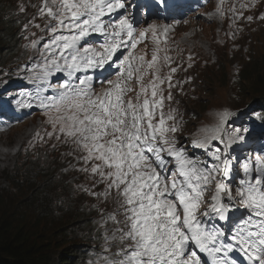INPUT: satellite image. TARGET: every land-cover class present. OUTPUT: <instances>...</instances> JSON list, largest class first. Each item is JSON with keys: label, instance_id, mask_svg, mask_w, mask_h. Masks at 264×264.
I'll return each instance as SVG.
<instances>
[{"label": "snow or ice", "instance_id": "1", "mask_svg": "<svg viewBox=\"0 0 264 264\" xmlns=\"http://www.w3.org/2000/svg\"><path fill=\"white\" fill-rule=\"evenodd\" d=\"M158 2L169 8L167 0ZM128 6V0H42L24 26L42 33L28 45L40 54L30 77L35 92L14 103L39 107L51 131H37L29 145L66 146L61 155L83 165L70 162L69 169L92 181L80 189L105 205L97 207L101 244L94 264H264V154H231L249 129L227 131L235 115L228 110L198 129L191 147L200 154L181 143L176 109L166 105L177 68L166 52L163 62L158 55L165 51L158 37L170 26L138 31ZM149 33L157 47L145 59L133 50ZM53 77L62 82L54 85ZM49 89L53 94L45 95Z\"/></svg>", "mask_w": 264, "mask_h": 264}, {"label": "rangeland", "instance_id": "2", "mask_svg": "<svg viewBox=\"0 0 264 264\" xmlns=\"http://www.w3.org/2000/svg\"><path fill=\"white\" fill-rule=\"evenodd\" d=\"M39 5V2L34 4L36 15ZM251 6L252 10L246 4H238L236 0H223V3H221V0H211L209 4L203 6L205 9L197 11L194 16L188 19H184V16L173 10L168 13V17L165 19L154 16L150 17L149 19L152 20L145 25L140 23L135 25L138 31L152 23L170 26L166 36L158 37L161 41L159 47L165 50L158 55L163 58L166 52L172 58L170 66L177 68V72L172 77V83L175 85L171 89L172 100L170 102L166 101V105L176 109V118L181 124V130L176 135L183 145L199 135L198 129L215 124L219 112L228 110L233 113H244L247 110L246 107H252L254 111H263L264 100L260 94L258 97H254L247 90L246 83L242 81L244 77H250L264 66V39L259 38L260 30H264V19L260 18L264 16V0H251ZM248 17L252 19L249 20ZM37 19L39 18L37 17ZM219 20L226 25L228 33L227 37L222 39L224 46L222 54L214 62H210L209 58L201 51L210 46L211 40L207 37L213 30L212 21ZM192 24L198 25L203 34H199L200 36L190 42L194 43L201 51L197 48L188 49L185 47L187 41L183 37H185ZM41 25L43 26V24ZM31 33H35V35H31ZM41 35L40 30L33 27L29 31V43ZM47 39L48 37L45 36L41 40V47ZM147 40L148 42L145 39L143 46L136 47L133 51L138 55L146 53L145 59H151L152 51L157 46L153 43L151 33L148 34ZM23 50L28 60L33 62L39 60L40 54L35 49L28 46ZM126 51L124 50L125 54ZM220 51L221 48L217 49L216 55H219ZM188 52L194 57L191 67L183 59V55ZM213 52L210 50L208 53ZM213 65L223 70L222 73H220V70L216 71L218 74L220 73L221 82L219 83L204 80L200 76L201 71ZM8 68L12 72V65ZM14 68L16 72H23L24 77L32 75V69L25 68L24 65H15ZM168 71L167 66L162 67L163 75H166ZM148 79L150 77H146L145 81ZM133 87H136V85L133 84ZM162 87L165 96H167L169 91L167 83ZM250 112V110L247 111V114ZM233 117L225 125L226 130L229 132L238 127L232 124ZM45 121L46 117L43 113L34 114L17 126H13L11 123V129L0 133V185L3 184L4 179L12 177L15 161L25 160L21 154L27 155L34 150L44 148L51 150L50 145L55 141H49L47 144L37 141L34 145H29V141L33 139L37 131L41 133L44 130L51 131V127ZM240 127L243 128V125ZM243 134L245 133L241 132V135ZM64 147L66 146L51 151L58 152ZM232 155L236 156L237 154L233 152Z\"/></svg>", "mask_w": 264, "mask_h": 264}, {"label": "trees", "instance_id": "3", "mask_svg": "<svg viewBox=\"0 0 264 264\" xmlns=\"http://www.w3.org/2000/svg\"><path fill=\"white\" fill-rule=\"evenodd\" d=\"M26 4L24 0L13 7L12 0H0V66L13 55L19 28L15 16ZM253 76L258 85L264 84V70ZM259 94L264 100V87ZM13 165L12 177L0 185V264H89L101 244L94 224L100 215L97 207H105L80 189L91 188L92 181L63 166L54 154Z\"/></svg>", "mask_w": 264, "mask_h": 264}, {"label": "bare ground", "instance_id": "4", "mask_svg": "<svg viewBox=\"0 0 264 264\" xmlns=\"http://www.w3.org/2000/svg\"><path fill=\"white\" fill-rule=\"evenodd\" d=\"M199 1H200V3H202L201 0H199ZM187 3H188V0L185 1V5H183V6H172L171 3H169V7H184V6H186ZM197 5H199V3H194L193 6H188V7L195 8V7H197ZM168 12H171V11L169 10ZM224 30H225V26H223V24H220L217 31H215V34L214 35L210 34V36H209V38L211 40L210 46L208 48H206V50L202 51L204 54H206L209 57L210 61H212L213 58L216 56V50L221 48V45H217V46L213 45V42L217 41V37L215 35L218 34V35L222 36L223 35L222 31H224ZM199 34H203V33L199 30L198 25L193 24L190 26L189 30L186 32L185 38L187 40L191 41V40L196 39L198 36H200ZM223 48H224V46H223ZM210 50L214 51V52L208 53ZM263 70H264V66L261 67V71H263ZM215 77H217V76L214 75V78ZM253 77H254L253 75L250 77H244V79L242 81L244 83H246L247 90L252 91L254 97H258L259 92L264 87V84L258 85L257 82L252 79ZM218 83H219V81H218ZM3 87H7V85H4Z\"/></svg>", "mask_w": 264, "mask_h": 264}]
</instances>
